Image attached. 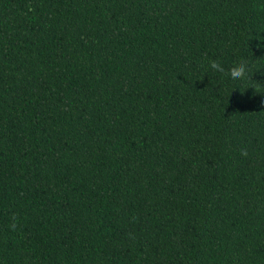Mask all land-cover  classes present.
<instances>
[{
    "label": "trees",
    "instance_id": "obj_1",
    "mask_svg": "<svg viewBox=\"0 0 264 264\" xmlns=\"http://www.w3.org/2000/svg\"><path fill=\"white\" fill-rule=\"evenodd\" d=\"M262 75L264 0H0V264H264Z\"/></svg>",
    "mask_w": 264,
    "mask_h": 264
},
{
    "label": "clouds",
    "instance_id": "obj_2",
    "mask_svg": "<svg viewBox=\"0 0 264 264\" xmlns=\"http://www.w3.org/2000/svg\"><path fill=\"white\" fill-rule=\"evenodd\" d=\"M211 68L215 71H220L223 72V68L217 63H213L211 65ZM231 79L232 80H237L240 78H245L246 77V67L244 65H240L236 68H234L231 73H230ZM261 79H264V75L261 76ZM251 88V87H249ZM252 89V88H251ZM261 102H264V97H262Z\"/></svg>",
    "mask_w": 264,
    "mask_h": 264
}]
</instances>
